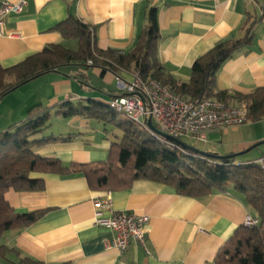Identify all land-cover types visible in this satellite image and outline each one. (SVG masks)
<instances>
[{
	"label": "crops",
	"instance_id": "1",
	"mask_svg": "<svg viewBox=\"0 0 264 264\" xmlns=\"http://www.w3.org/2000/svg\"><path fill=\"white\" fill-rule=\"evenodd\" d=\"M3 2L22 4L19 13H10L2 21L0 66L4 69L49 46L76 51L78 42L63 38L56 30L69 17L93 29L98 50L130 53L147 25L149 9L154 8L160 34L157 61L175 81L187 84L199 57L222 42L241 40L251 28L250 45L235 52L216 73V91L248 95L264 87V0H0V5ZM132 71L133 66L113 74L92 65L72 64L35 78L1 100L0 132L23 122L28 109L40 105L50 113L49 124L32 139L71 136V140L35 147L34 154L57 159L64 167L105 162L123 133L95 119L64 117L56 111L65 103L107 105L121 94L115 77L128 83ZM77 75L85 78V85ZM217 135H232V149L212 144L211 149L200 151L243 152L235 160L238 163L264 157V118L208 136ZM258 143L262 144L249 150ZM254 149L260 153L253 155ZM29 179L42 181L44 190H9L6 201L19 214L46 212L31 226L1 236L0 246L16 253L0 258V264H17L21 258L41 264H213L218 250L245 218L255 216L231 186L196 199L146 180L134 181L126 189L96 191L81 174L30 173ZM107 198L111 206L104 210L105 216L112 211L148 217L145 249L133 241L123 254L105 248L112 233L94 225L93 201Z\"/></svg>",
	"mask_w": 264,
	"mask_h": 264
},
{
	"label": "trees",
	"instance_id": "2",
	"mask_svg": "<svg viewBox=\"0 0 264 264\" xmlns=\"http://www.w3.org/2000/svg\"><path fill=\"white\" fill-rule=\"evenodd\" d=\"M56 30L65 39L78 42L76 51L59 45L49 46L23 62L4 69L0 66V102L22 85L60 67L72 64L99 67L111 71L127 72L133 66L143 80L152 79L168 86L176 95L190 101L215 99L225 104L242 105L247 110L243 122L257 123L264 118V87L248 95L216 91V73L235 52L246 48L252 41L251 28L238 41H225L199 57L191 67L187 84L178 83L167 75L157 61V45L160 39L157 10L149 9L147 25L130 53L115 50H98L95 47L93 29L69 17ZM86 84L82 75H77ZM83 77V78H82ZM8 80H10L8 82ZM64 117L84 116L109 124L123 133L118 145L110 148L108 159L97 164L62 166L59 160L43 158L33 149L53 142H69L71 136L49 137L39 141L32 138L48 127L50 113L40 105L28 109L26 119L8 130L0 132V238L11 230H22L39 221L45 210L26 214L14 212L5 199V193L39 192L44 190L42 181L30 180V173L70 176L81 174L92 190H121L137 180H146L175 189L176 193L190 198H204L213 190L233 187L254 211L257 224L240 226L231 238L218 250L213 264H264V161L235 162V154L206 156L171 150L151 138L140 127L119 115L107 105L88 101L85 106L65 103L56 111ZM231 156L230 158H222ZM252 217V216H251ZM14 250L0 246V258ZM17 264H41L29 258H21Z\"/></svg>",
	"mask_w": 264,
	"mask_h": 264
},
{
	"label": "built area",
	"instance_id": "3",
	"mask_svg": "<svg viewBox=\"0 0 264 264\" xmlns=\"http://www.w3.org/2000/svg\"><path fill=\"white\" fill-rule=\"evenodd\" d=\"M21 9V3L3 2L0 5V32L3 19L10 13H19ZM87 65L91 66L92 62L88 61ZM131 75L132 81L128 83L115 77L121 94L109 100L107 106L168 149L183 151L179 145L152 132L146 124L148 119L158 132L169 137L206 142L208 135L212 133L243 124L247 115V110L242 105L225 104L215 99L190 101L176 95L168 86L152 79L143 80L135 71ZM263 161L264 158L259 159L258 163L262 164ZM110 206L108 198L105 201H93L94 225L112 233V238L105 241V248L123 254L133 241L145 249L148 217L112 211L109 216H105L104 210H110ZM256 224L254 217L247 216L242 226L249 228Z\"/></svg>",
	"mask_w": 264,
	"mask_h": 264
},
{
	"label": "rangeland",
	"instance_id": "4",
	"mask_svg": "<svg viewBox=\"0 0 264 264\" xmlns=\"http://www.w3.org/2000/svg\"><path fill=\"white\" fill-rule=\"evenodd\" d=\"M120 119H125L124 116H119ZM109 125V124H108ZM233 137L232 135H229L228 137H225V136H208V141L205 143V142H200V141H197V140H193V139H189V138H182L181 141L195 149H198V150H209L211 149V146L212 144H217L219 147L221 146H227L230 149L231 146L233 144ZM228 151V150H227ZM262 152H264V148L261 150ZM260 152L257 151L256 149H254L253 151V155H256V154H259ZM264 157H260L259 159H262Z\"/></svg>",
	"mask_w": 264,
	"mask_h": 264
},
{
	"label": "water",
	"instance_id": "5",
	"mask_svg": "<svg viewBox=\"0 0 264 264\" xmlns=\"http://www.w3.org/2000/svg\"><path fill=\"white\" fill-rule=\"evenodd\" d=\"M146 124H147L148 128H149L152 132H154V133H156L157 135H159V136H161V137H163V138H165V139H167V140H169V141H171V142H173V143L179 145L181 148H183V149H185V150H187V151H189V152L197 153V154H200V155H203V156H206V155H207L206 152H203V151H200V150H198V149H195V148H193V147H191V146H189V145L183 143L181 140H178V139H175V138L169 137V136H167V135H164V134L158 132V131L154 128V126L152 125L150 119H148V120L146 121ZM261 144H262V143L255 144L254 146H252V148H249V150L258 147V146H260ZM249 150H248V151H249ZM242 154H243V152H242V153H239V154H235V155H236V156H240V155H242ZM230 157H231V156L222 157V158H230Z\"/></svg>",
	"mask_w": 264,
	"mask_h": 264
}]
</instances>
